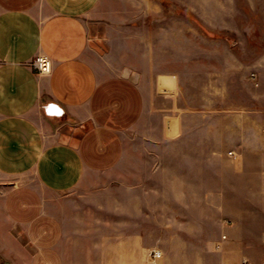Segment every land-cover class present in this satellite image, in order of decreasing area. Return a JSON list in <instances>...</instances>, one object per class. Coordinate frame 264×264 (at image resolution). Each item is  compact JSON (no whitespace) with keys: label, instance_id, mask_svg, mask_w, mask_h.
<instances>
[{"label":"crops","instance_id":"crops-1","mask_svg":"<svg viewBox=\"0 0 264 264\" xmlns=\"http://www.w3.org/2000/svg\"><path fill=\"white\" fill-rule=\"evenodd\" d=\"M251 84L264 0H0V264H162L154 239L264 264ZM85 202L129 231L99 240Z\"/></svg>","mask_w":264,"mask_h":264},{"label":"rangeland","instance_id":"rangeland-1","mask_svg":"<svg viewBox=\"0 0 264 264\" xmlns=\"http://www.w3.org/2000/svg\"><path fill=\"white\" fill-rule=\"evenodd\" d=\"M246 89V87H245ZM261 91V92H260ZM247 92L250 96V104L251 106H263L264 105V95H261L260 93H264V89L257 86V84H251L248 87ZM260 92V93H258ZM260 94V95H258ZM127 171L129 170L128 165H126ZM106 200H110L112 197L111 194L113 192L107 191L105 193ZM122 195V198L128 196V192H122L119 193ZM77 200H82L80 195H77ZM83 206L85 207V210L90 212L93 210L97 215L95 216H86L85 220L87 222L86 227L87 230L93 232L95 231L98 233V239L102 240L104 238L109 240V238L112 240L114 237V234L122 231V232H128L129 231V216L127 213H124L122 215H117L110 209H106L104 211L100 210L96 207H90V204L88 202L83 203ZM94 208V209H92ZM98 210V211H97ZM128 210V209H127ZM171 219H173L171 217ZM174 220V219H173ZM176 224H170V228H176ZM156 228V225H155ZM176 231V229H174ZM217 234V235H216ZM215 234V239L218 238V231ZM220 237V236H219ZM152 243L153 248L156 249H163L164 255L162 260L159 263L165 264H197L198 262H201L202 256H198L196 254L197 251L202 249L204 245L206 244V241H197V240H172V239H154L150 241ZM203 246V247H202ZM206 247V245H205ZM207 258V257H206ZM156 262V261H155ZM153 264V263H152ZM156 264V263H154Z\"/></svg>","mask_w":264,"mask_h":264},{"label":"built area","instance_id":"built-area-1","mask_svg":"<svg viewBox=\"0 0 264 264\" xmlns=\"http://www.w3.org/2000/svg\"><path fill=\"white\" fill-rule=\"evenodd\" d=\"M31 66L37 70V72L41 75L50 74L52 71V61L51 59L43 54L37 55L31 62ZM254 76V75H253ZM223 238H226L223 236ZM161 257L160 251H152L150 253L151 262L154 264L157 259ZM232 264H250L248 259H242L239 263Z\"/></svg>","mask_w":264,"mask_h":264}]
</instances>
